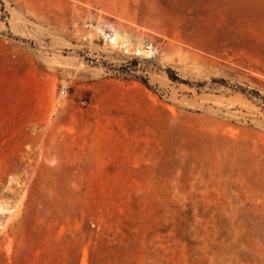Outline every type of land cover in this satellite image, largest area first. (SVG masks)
<instances>
[{
  "label": "rangeland",
  "instance_id": "374dc122",
  "mask_svg": "<svg viewBox=\"0 0 264 264\" xmlns=\"http://www.w3.org/2000/svg\"><path fill=\"white\" fill-rule=\"evenodd\" d=\"M0 264H264V0H0Z\"/></svg>",
  "mask_w": 264,
  "mask_h": 264
},
{
  "label": "built area",
  "instance_id": "2783aa9c",
  "mask_svg": "<svg viewBox=\"0 0 264 264\" xmlns=\"http://www.w3.org/2000/svg\"><path fill=\"white\" fill-rule=\"evenodd\" d=\"M102 36H103L104 40H106L110 44H117L118 43L117 36L111 30H103Z\"/></svg>",
  "mask_w": 264,
  "mask_h": 264
}]
</instances>
